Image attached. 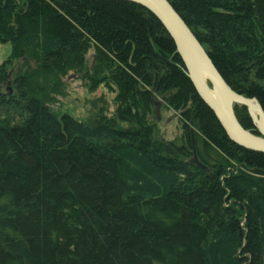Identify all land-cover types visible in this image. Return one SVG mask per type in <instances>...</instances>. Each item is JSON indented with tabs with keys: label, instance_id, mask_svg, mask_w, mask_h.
<instances>
[{
	"label": "trees",
	"instance_id": "obj_1",
	"mask_svg": "<svg viewBox=\"0 0 264 264\" xmlns=\"http://www.w3.org/2000/svg\"><path fill=\"white\" fill-rule=\"evenodd\" d=\"M168 1L233 91L264 110V0ZM0 44L12 46L0 66V264H264V154L230 139L152 12L0 0ZM91 49L115 114L54 113ZM160 102L183 124L180 148L158 138ZM235 113L260 136L246 107ZM192 129L207 170L189 163Z\"/></svg>",
	"mask_w": 264,
	"mask_h": 264
},
{
	"label": "water",
	"instance_id": "obj_2",
	"mask_svg": "<svg viewBox=\"0 0 264 264\" xmlns=\"http://www.w3.org/2000/svg\"><path fill=\"white\" fill-rule=\"evenodd\" d=\"M122 1L143 6L161 22L174 41L177 52L185 65L188 77L199 97L218 118L230 139L247 151L264 154V110L261 104L255 98L249 99L233 91L215 67L207 51L170 2L168 0ZM204 76L207 78V82L204 81ZM210 87L213 89L214 95H212ZM236 105L248 109L260 136L247 131L240 124L235 113ZM161 107L162 102L157 104V121H161ZM191 141L192 158L189 163L196 165L202 170H207V167L199 159L193 129L191 130Z\"/></svg>",
	"mask_w": 264,
	"mask_h": 264
},
{
	"label": "rangeland",
	"instance_id": "obj_3",
	"mask_svg": "<svg viewBox=\"0 0 264 264\" xmlns=\"http://www.w3.org/2000/svg\"><path fill=\"white\" fill-rule=\"evenodd\" d=\"M11 51L12 46L10 44H0V66L8 59ZM21 65L20 62L14 63L11 71L19 69ZM95 65L96 54L94 49H91L86 57L84 71L80 74L72 72L64 78V87L61 94L56 97L54 103L50 106L54 113L59 115L68 114L81 122H89L101 114L108 117L115 114V95L104 85L96 87L94 85ZM8 89L9 87L5 86L3 92L6 93ZM156 125L160 140L174 146L173 149L184 146L183 124L175 112L161 107V121H157ZM197 152L199 157L207 160L202 145Z\"/></svg>",
	"mask_w": 264,
	"mask_h": 264
},
{
	"label": "bare ground",
	"instance_id": "obj_4",
	"mask_svg": "<svg viewBox=\"0 0 264 264\" xmlns=\"http://www.w3.org/2000/svg\"><path fill=\"white\" fill-rule=\"evenodd\" d=\"M203 79H204V81H206V82H207V78H206L205 76H204V78H203ZM210 91H211L212 95H214V94H213V93H214V92H213V89H212L211 87H210Z\"/></svg>",
	"mask_w": 264,
	"mask_h": 264
}]
</instances>
